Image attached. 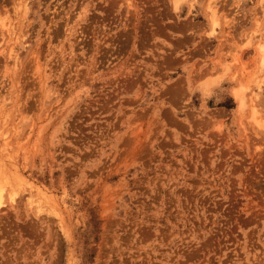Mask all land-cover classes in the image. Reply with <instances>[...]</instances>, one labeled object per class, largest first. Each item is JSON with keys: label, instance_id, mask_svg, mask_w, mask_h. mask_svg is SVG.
I'll return each mask as SVG.
<instances>
[{"label": "rangeland", "instance_id": "rangeland-1", "mask_svg": "<svg viewBox=\"0 0 264 264\" xmlns=\"http://www.w3.org/2000/svg\"><path fill=\"white\" fill-rule=\"evenodd\" d=\"M260 44L264 0H0V264H264Z\"/></svg>", "mask_w": 264, "mask_h": 264}, {"label": "bare ground", "instance_id": "bare-ground-1", "mask_svg": "<svg viewBox=\"0 0 264 264\" xmlns=\"http://www.w3.org/2000/svg\"><path fill=\"white\" fill-rule=\"evenodd\" d=\"M176 2H177V0H174V4ZM207 8H208V12H209V16H210L211 21L213 23H215V12H214V9H213V7L211 6L210 3L208 4ZM2 26L4 27L3 23H2ZM258 49H259V53H260V55H258L259 59H260V64L263 65L264 64V44H260ZM260 56H261V58H260ZM234 95H235V97L239 98V100H240L239 108L242 109L243 106H244L242 90L241 89H234ZM251 113H252L251 116H252L253 121L256 122L260 126V129L261 128L264 129V119H259L257 117L258 111L256 110L255 107H252ZM1 178H2V176H1ZM3 179L4 178L0 179V209L3 206V204H4L3 201H2V198H3V190H4L5 186L1 182Z\"/></svg>", "mask_w": 264, "mask_h": 264}]
</instances>
